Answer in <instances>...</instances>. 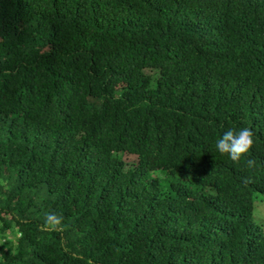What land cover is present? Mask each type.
<instances>
[{"label":"trees","instance_id":"1","mask_svg":"<svg viewBox=\"0 0 264 264\" xmlns=\"http://www.w3.org/2000/svg\"><path fill=\"white\" fill-rule=\"evenodd\" d=\"M257 194L264 0H0V264H264Z\"/></svg>","mask_w":264,"mask_h":264},{"label":"clouds","instance_id":"2","mask_svg":"<svg viewBox=\"0 0 264 264\" xmlns=\"http://www.w3.org/2000/svg\"><path fill=\"white\" fill-rule=\"evenodd\" d=\"M254 133L248 128L239 130L229 129L216 141L215 147L221 155H227L233 162H240L246 157L254 145ZM248 168L255 167L254 159H247ZM63 216L55 212H48L44 217L42 228L50 231H61L63 229Z\"/></svg>","mask_w":264,"mask_h":264},{"label":"rangeland","instance_id":"3","mask_svg":"<svg viewBox=\"0 0 264 264\" xmlns=\"http://www.w3.org/2000/svg\"><path fill=\"white\" fill-rule=\"evenodd\" d=\"M252 220L264 231V195L257 194L253 199Z\"/></svg>","mask_w":264,"mask_h":264}]
</instances>
